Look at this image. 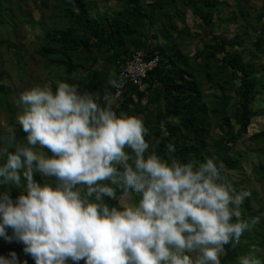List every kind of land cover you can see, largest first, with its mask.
Masks as SVG:
<instances>
[{
    "label": "clouds",
    "instance_id": "9594fccd",
    "mask_svg": "<svg viewBox=\"0 0 264 264\" xmlns=\"http://www.w3.org/2000/svg\"><path fill=\"white\" fill-rule=\"evenodd\" d=\"M103 100L101 105L64 82L55 93L37 87L21 94L18 123L27 144L16 143L9 129V143L0 147L6 157L0 183L20 187L23 177L26 194L13 199L0 193V237L22 243L35 264H221L225 246L238 244L259 222L240 219L251 193L235 192L221 174L224 165L212 159L194 165L148 154L143 121L118 117L114 98L106 94ZM37 145L52 155L35 151ZM168 151H175L171 144ZM34 171L54 177L56 186H42ZM103 181L140 194L138 206L118 210L89 202L93 194L97 201L115 198ZM0 264L20 261L12 251L0 256ZM239 264L262 261L248 255Z\"/></svg>",
    "mask_w": 264,
    "mask_h": 264
},
{
    "label": "trees",
    "instance_id": "16d2710c",
    "mask_svg": "<svg viewBox=\"0 0 264 264\" xmlns=\"http://www.w3.org/2000/svg\"><path fill=\"white\" fill-rule=\"evenodd\" d=\"M105 3L111 0H101ZM121 3L122 9L107 16L91 17L84 0H59L62 16L68 26L62 30L46 33L47 45L38 47L36 54L44 58L47 67L56 66L63 68L66 78L64 83L77 88L80 94H89L103 105V97L108 94L114 99L117 93L116 86L119 78V65L125 63L132 53L141 51L144 60L157 57V65L142 78L140 86L125 83L119 92L121 98L117 107L112 105L118 117H142L144 126L148 129L145 140L150 141V152H155L159 157L171 163L172 159L180 163H193L199 165L212 159L219 167L224 165L222 176L225 182L236 191L235 183H231L226 172L238 169V162L243 158L242 153L232 152L238 141H242L248 134L254 118L263 115V111L254 109L258 88L264 89L262 80L263 68L257 67L251 55L243 49L246 31L236 33L230 39L214 34L216 23L223 24L221 16V0H181L184 8L190 9L193 19H198L203 30L209 35V40L203 42L202 49L193 57L186 55L180 48L177 39L181 35H191L187 26L181 30L174 19L183 22L184 12L176 16L168 13L180 0H153L149 9L141 7L143 0H115ZM237 3L239 0H235ZM260 12L256 20L261 22L258 37L252 43L254 53H259L264 45V0H261ZM166 12V13H165ZM240 17L245 20V14L239 10ZM160 20V23H158ZM226 18L224 21H229ZM246 22V27L247 26ZM249 25V24H248ZM155 30L152 31V28ZM242 29L246 28L241 26ZM242 33V35H241ZM180 39V38H179ZM0 46L11 49L5 41L0 40ZM14 47L20 63L22 58ZM73 54L78 61H75ZM203 64L197 69V61ZM110 66L116 68L113 75L110 74ZM46 67V68H47ZM214 70V73H211ZM77 74L76 79H71ZM211 85L217 83L219 98L214 103L217 109L208 110V103L204 100L202 84ZM237 85H234V84ZM231 90L233 95L225 93ZM55 93L56 88H52ZM3 93L0 87V93ZM232 99L234 103L232 104ZM144 101V102H143ZM210 114L219 118L221 123V136L215 140L211 147L214 152L209 153L208 136L210 129ZM233 125L237 126L236 131ZM12 130L16 133V143L27 144L26 133L19 123L12 124ZM9 131L5 133V143L8 145ZM250 142L262 145L264 142V130L249 137ZM0 135V147H1ZM172 145L174 152L168 151V145ZM210 147V148H211ZM15 148L9 146V151ZM126 151H129L126 149ZM259 155L264 156L263 152ZM46 155L51 156L46 150ZM6 157H3L5 163ZM258 171L264 177V165L258 166ZM41 174L34 171V179L42 186L49 184L56 186L54 177H47L42 182ZM23 180V177H22ZM24 181V180H23ZM25 182V181H24ZM110 181L103 184L110 186ZM82 196H86L87 188L81 185ZM0 188V193H3ZM9 192V191H8ZM132 195L134 191L129 190ZM20 194L17 188L10 195L15 199ZM26 194V193H23ZM125 192L119 188L115 190V198L102 196L97 201L95 194L89 198V202L100 203L109 209L118 207V198ZM247 207V205H246ZM118 209V208H117ZM243 221V220H242ZM232 223L236 222L233 218ZM9 235H11V230ZM248 232H244L238 244L225 246L221 264H233L237 258H241V241L248 239ZM15 244L6 243L0 237V256L7 257V250ZM249 247L252 242H247ZM24 245L17 249L18 259L28 256L23 251ZM34 264V260L31 262Z\"/></svg>",
    "mask_w": 264,
    "mask_h": 264
},
{
    "label": "rangeland",
    "instance_id": "374dc122",
    "mask_svg": "<svg viewBox=\"0 0 264 264\" xmlns=\"http://www.w3.org/2000/svg\"><path fill=\"white\" fill-rule=\"evenodd\" d=\"M223 5L221 6V16L224 20L226 18L229 21H222L223 24L216 23L214 27V34L221 35L225 39H230L236 33L246 31L245 43L243 49L246 50V54L251 55L257 67L263 68L264 66V45H262L259 53H254V47L252 43L258 37L260 31L261 22L256 20V15L260 12L261 0H239L235 3V0H221ZM88 12L91 17L95 16H107L111 17L114 12L122 9L121 3L111 0L105 3L101 0H84ZM153 4V0H143L141 7L149 9V5ZM239 10L245 14V20L239 15ZM179 12H184L183 22L175 18L174 21L181 30L184 26H187L191 35H181L177 41L180 44V48L189 57H193L195 53L202 49L203 42L209 40V35L203 30L202 25L198 19H193L190 9L184 8L181 0L175 6L171 7L168 11L171 15H177ZM166 13V12H165ZM246 22L248 27H246ZM160 23V20H158ZM68 26L66 19L62 16V10L59 7V0H0V40L5 41L11 46L19 48L17 51L22 58L19 63L14 47L11 49L5 46H0V87L3 93H0V135H1V147L6 146L5 133L12 128V124L18 123V116L23 113V105L20 102V96L23 92L31 90L33 88H57L60 82H64L63 78H66L63 68L56 66L47 67L44 58L36 54L38 47L46 46L47 38L46 33L49 31L62 30ZM241 26L246 28L242 29ZM156 27L152 28V31ZM242 35V33H241ZM141 52V51H137ZM142 53V52H141ZM79 57L73 54L75 61H78ZM203 64L202 60L197 61V69ZM47 67V68H46ZM116 68L110 66V74L113 75ZM211 70V73H214ZM77 74H73L70 78L76 79ZM262 80H264V71H262ZM234 85H237L236 83ZM217 83L211 85L202 84V92L204 94V100L208 103V110L217 109L219 106L214 104L219 98V90L217 89ZM143 89V86H141ZM259 92L255 98L254 109L256 111L261 110L264 112V89L258 88ZM225 93L233 95L231 90H226ZM121 98L114 99L113 105L118 106ZM144 102V101H143ZM234 99H232V108ZM142 120V117H138ZM221 123L219 118L210 114V129L208 136V144L211 145L215 140H218L221 136ZM234 131L237 126L233 125ZM264 130V113L253 119L252 125L248 129V134L242 141H238L232 152L242 153L243 158L239 160L238 169L233 171H227L226 174L230 178L231 183H235L237 193L242 191H248L251 195L245 198L243 204L240 207L241 217L243 221H251L253 218H258L259 222L255 224L248 232V239L241 241L242 257L253 255L262 261L264 264V177L258 171L259 165H264V156L259 155V152L264 153V142L262 145H258L255 142H250L249 137ZM147 142L150 146L149 136ZM208 149L209 153L214 152L213 147ZM151 146L149 148L150 152ZM37 152L46 155L47 149H41L39 145L34 149ZM48 151V150H47ZM49 154H51L49 152ZM149 154V153H148ZM52 155V154H51ZM48 157V156H47ZM4 164L3 157H0V166ZM42 182L48 180L47 177L41 176ZM50 181H48L49 184ZM110 183V182H109ZM114 190H118L120 187L109 184ZM26 182L21 181L20 187H15L9 182L8 185L0 183L2 191H9L13 194L15 189L20 193L25 192ZM79 189H83L82 186H78ZM141 195L129 192L118 198V210H123L124 207H136L139 204ZM247 205V207H246ZM247 242H252L253 245L249 247ZM21 243L15 242L11 246L12 249L19 248ZM12 249L7 250L6 253L12 252ZM189 255L195 260L197 253H190ZM224 256V253L220 256V262ZM20 264H32V257L29 255L28 260L25 258H19ZM35 262V261H34ZM35 264V263H34ZM68 264H73L72 261H68ZM79 264H85L83 260ZM239 264V258L235 263Z\"/></svg>",
    "mask_w": 264,
    "mask_h": 264
},
{
    "label": "built area",
    "instance_id": "2783aa9c",
    "mask_svg": "<svg viewBox=\"0 0 264 264\" xmlns=\"http://www.w3.org/2000/svg\"><path fill=\"white\" fill-rule=\"evenodd\" d=\"M143 56L144 54L141 52L132 53L125 63L119 65L121 82L116 86L117 93L115 98L119 97L120 89L125 83L141 86L142 78L157 65V57L145 61Z\"/></svg>",
    "mask_w": 264,
    "mask_h": 264
}]
</instances>
